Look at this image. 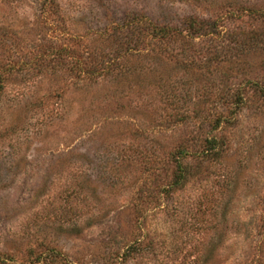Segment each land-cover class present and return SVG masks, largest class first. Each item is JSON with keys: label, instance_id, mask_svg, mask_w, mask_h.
Here are the masks:
<instances>
[{"label": "rangeland", "instance_id": "1", "mask_svg": "<svg viewBox=\"0 0 264 264\" xmlns=\"http://www.w3.org/2000/svg\"><path fill=\"white\" fill-rule=\"evenodd\" d=\"M228 10L240 19L196 40L153 39L142 17L184 29ZM254 10L264 0H0V264H264ZM212 138L225 152L203 158ZM180 150L200 172L175 188Z\"/></svg>", "mask_w": 264, "mask_h": 264}, {"label": "trees", "instance_id": "2", "mask_svg": "<svg viewBox=\"0 0 264 264\" xmlns=\"http://www.w3.org/2000/svg\"><path fill=\"white\" fill-rule=\"evenodd\" d=\"M244 11V10H243ZM248 12L251 13L252 10L247 9ZM238 16L234 14V11H226L225 17L221 18H215L213 21H206V20H200L198 18H188L185 21V28L184 29H178L177 27H174L173 25H162L157 22L150 21L151 19L147 16H142L145 18L144 22H148L149 27V33L153 39L156 40H162L169 38L171 36H183L185 35L188 38H191L193 40H196L197 38H202L204 36H216L218 33V30H220L223 27V24L226 22V20L229 19H236L237 17H240L239 11ZM255 12H258L262 19H264V11H257L254 10L253 14ZM236 17V18H235ZM240 19V18H237ZM131 22V20H129ZM142 24L137 25L136 27H140ZM142 28V27H141ZM217 61V58L215 59ZM214 62V60H213ZM212 62H208V66ZM8 79L3 77L2 72H0V93H2L7 84ZM259 92L261 94H264V88H260ZM264 97V96H263ZM241 104H244V99L242 97L238 98ZM223 123V116L221 114L217 115V119H215L214 126L216 129H218L221 124ZM207 149L206 152L203 154H207L206 156L203 155V158H218L220 157L222 152H225L222 148V142H220L217 138L207 139L206 141ZM190 156L189 152L186 150H180L177 152V157H174L176 169L178 171V174L175 177V181L173 183V186L176 187H184L186 183H188L192 178H194L200 171L199 168L193 167L191 164L185 162V160L188 159ZM200 156V155H199ZM140 246V245H139ZM140 247L138 245H132L128 248V250L125 252V255L129 258H132V256L140 253ZM118 260L117 258L115 259Z\"/></svg>", "mask_w": 264, "mask_h": 264}]
</instances>
